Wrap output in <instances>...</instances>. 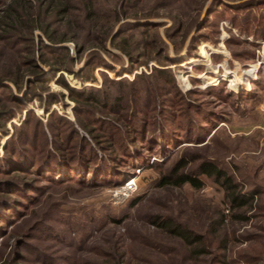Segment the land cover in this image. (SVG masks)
Listing matches in <instances>:
<instances>
[{
    "label": "trees",
    "instance_id": "obj_1",
    "mask_svg": "<svg viewBox=\"0 0 264 264\" xmlns=\"http://www.w3.org/2000/svg\"><path fill=\"white\" fill-rule=\"evenodd\" d=\"M223 1L226 0H212L208 6L204 19L189 41L188 55L193 53L201 40H206L202 30L208 17L225 5ZM139 2L0 0V52L2 54L9 51L14 56L11 66H3L0 70V135L7 133L6 126L11 120L25 112L23 122L19 126L12 125V135L4 143L0 158V264L75 262L69 256H53L31 244L32 241L50 240L65 246L58 236L46 238L48 219L42 217L31 226L23 223L27 209L32 205L30 203L37 201L36 197L46 195L50 187L63 185L86 190L121 185L124 183L123 171L133 167L134 161L144 165L158 155L166 158L169 150L173 151L184 144L205 147L224 127V115L221 111H212L210 108L200 110L195 102L189 103L179 93L169 69H153L151 77L141 74L131 82L114 81L101 73L104 78L101 87L82 85L81 88H74L68 84L63 73L72 75L75 80L84 84L96 82L93 75L96 68L115 72V68L96 52H107V45L123 56L129 71L141 64L146 65L149 61L156 62L160 67L173 63L168 57L164 42L156 34H150L152 29L160 28L161 25L145 21L164 16L170 19L173 24L166 29L168 40L180 34L183 24L178 23L175 14L160 16L152 8L137 9ZM256 6L263 7L264 0H247L228 8L238 14ZM237 14L232 17L231 23L242 35L256 37L258 33H252L248 23L240 24ZM194 23L197 24L198 20ZM138 37L141 38L140 42L136 40ZM67 43L73 45L75 58L65 46ZM229 44L239 46L242 41L232 39ZM87 51L83 67L74 71L72 67ZM173 52L178 55L180 50L174 49ZM233 56L238 61H244L243 56ZM248 57L244 59H254L253 54ZM113 61L120 66L126 65L124 61ZM194 62V59L189 60V64ZM256 70L257 67L253 66L246 73L247 77L251 79ZM46 72L49 74L48 78H39ZM230 73L232 72L226 74ZM244 76L240 78L232 73V76L225 78H228L230 87L237 88L244 81ZM53 79H56V84L65 93L46 96L38 93V85H44ZM160 81L165 84L162 92L165 89L168 91L167 87L172 88L169 90L171 98L161 100L157 114L152 116L155 113L153 106H150L152 104H145V108L139 107L141 95H154L157 101L161 93L156 91L157 88L160 89ZM138 82L147 84L149 88H139ZM216 83L211 79L204 81L205 86ZM255 84H258L257 81ZM13 92L21 95L22 99L16 98ZM195 92L204 93L218 104L230 103L234 99V95L228 94L222 87ZM65 98L73 104V121L52 111L53 106L59 104L61 108H65ZM33 101L40 102L46 116L45 122L27 109V104ZM156 101L151 99L150 102L154 104ZM172 157L163 160V163L167 164ZM192 163L198 164L192 173L187 172L185 169ZM220 167L210 158L197 153L189 154L185 150L174 161L169 174L162 173L158 183V187L165 188L168 192H171L169 189H181L186 185L199 191L202 188L199 177H205L223 189L228 214L221 210L217 212V219L207 222L203 229L209 235V241H205L204 234L199 230L177 224L171 216L155 214L146 220L157 231L183 242L189 250L187 260L191 264H228L226 252L232 244L237 243V239L233 233L228 232L229 228L225 230L224 227L227 224L233 225V222H248L246 213L253 209V202L261 194L256 185H252L250 190L242 191L241 184L234 181L233 174H228ZM151 168L161 172L164 167L153 162ZM21 176L23 179L19 178ZM25 176L33 179L29 181ZM59 176L63 180H59ZM14 194L27 201V206L19 200L12 201L10 196ZM140 201V198L134 199L130 208L137 206ZM122 222L117 218L109 219V224L115 226ZM121 245L116 240L108 250L96 252L95 257L101 262L84 259L76 264L148 263L127 254ZM253 250V254H249L248 249L243 253L239 251L237 256L244 264H264V242L260 249L250 248V251Z\"/></svg>",
    "mask_w": 264,
    "mask_h": 264
},
{
    "label": "rangeland",
    "instance_id": "obj_2",
    "mask_svg": "<svg viewBox=\"0 0 264 264\" xmlns=\"http://www.w3.org/2000/svg\"><path fill=\"white\" fill-rule=\"evenodd\" d=\"M139 1L137 9L152 8L160 16L168 13L175 14L178 18V23L183 24L180 34H177L172 40H168L166 38V29L173 24L170 19L164 16L145 21L161 25L160 28L152 29L150 34H156L157 38L164 42L168 57L173 63L168 64L167 67H160L156 62L149 61L146 65L141 64L133 71H129L127 61L123 56L107 45V52L103 50H96V52L110 66L115 68V72L96 68L93 73L96 82L84 84L75 80L72 75L63 73L68 84L74 88H81L82 85L101 87L104 80L101 73H105L114 81L126 80L131 82L135 76L141 74L151 77L153 69H169L174 86L179 93L189 103L194 104L195 102L198 108L200 107V110L202 108H210L212 111H221L224 115L222 117V121L225 122L224 127L217 132L215 137L205 147L195 144H184L173 151L169 150L166 158L158 155L146 161L144 165L134 161L133 167L123 171L124 183L121 185L86 190H78L73 187L71 189L63 185L50 187L46 195L39 198L36 197L37 201L30 203L32 205L29 206L30 209H27L26 220L23 223L26 226H31L42 217L48 219L46 238L49 237L50 239V236L53 238L58 236L57 238L64 242L65 246L50 240L32 241L31 244L37 249L48 251L53 256H69V259L75 261L73 264L84 259L89 262H101L100 259L95 257L97 255L96 252L108 250L116 240L122 244L121 246L126 250L127 254L137 257L141 261L148 262L147 264H191L187 260L189 250L183 242L169 238L146 222L150 216L155 214L162 217L171 216L177 224L199 230L201 234H204L203 238L207 242L209 241V235L203 229L206 227L207 222L217 219V212L221 210H225V214H228L225 209L224 191L211 179L199 177L202 183V188L199 191L187 185L181 189H169L171 192L166 191L165 188L158 187L162 173L168 175L174 161L187 150L189 154L197 153L204 158L216 161L221 166L220 168L224 169L228 174H233L234 181L241 184L242 191L250 190L252 185L259 187L261 194L253 202V209L246 213L249 221L245 223L233 222V225L227 224L228 226L224 227L225 230L229 228L228 232L233 233L237 239V243L232 244L226 252L228 264H244L238 258L237 253L239 251H242V253L247 252L245 250L248 249V253L253 254L254 250L252 252L250 248L254 247L256 249L257 247L260 249V245L264 242V129H262L264 128V121L262 123V114L260 109H258L264 97V65L259 64L261 61L264 63V6H256L237 14L228 7L247 0L223 1L225 5L219 7L214 14L208 17L207 24L202 30L206 40H201L193 53L188 55L187 46L189 41L198 30L204 19L205 11L212 0ZM235 14H237L240 24L248 23L251 32L258 33L257 38L254 35H242L238 31L231 23V19ZM197 20L198 23H194ZM224 24H227V27ZM36 35L39 34L36 33ZM232 39H239L242 44L239 46L229 44ZM136 40L140 42L141 38L138 37ZM221 44L223 49L220 48ZM65 46L69 49L70 55L75 58L76 54L73 45L67 43ZM174 49L180 50L178 55L174 54ZM221 49L223 54H221ZM88 52H85L81 59L72 67L74 71L83 67ZM199 54L205 55L203 57L206 58L207 63L210 65L221 64L222 68L218 71L219 75H224L227 69L228 71H235L239 77L247 76L246 73L251 71L253 66H256L255 79L249 82V87L246 81L242 82L238 88L232 89H229L226 81L219 82L213 87H206L197 78L205 71L204 66L193 67L190 71L186 69L188 68L187 63L189 64V60L199 58ZM233 54L243 56L245 59L249 58V54H253L254 59L246 61L243 58L244 61H238ZM13 59L12 53L9 51L3 52L0 55V70L3 66L10 67ZM113 60L117 62L124 61L126 65L120 66ZM228 71L227 73H229ZM180 75L189 76L186 80L189 84L187 92L179 88V84H181ZM48 77L49 74L46 72L43 77L39 78ZM57 77H59V74ZM55 80H50L44 85H38L36 87L38 93L40 92L43 96L65 93L64 89L56 84ZM256 81L257 85L255 84ZM159 84L160 89L157 88L156 91L161 93L157 101L154 95H141L139 107L145 108V104H152L150 106H153L155 110L152 116L157 114L156 112L161 106V100L165 101L171 98L169 90L171 91L172 88L169 89L167 87L168 91L165 89V92H162L165 84L163 81H160ZM138 87L143 90L145 87L149 88L147 84L145 85L141 82H138ZM221 87L228 94L234 95V99H231L230 103L218 104L215 103L216 101H212L213 99L210 97L205 96L204 93L195 92L198 90L205 92L211 88ZM0 95L2 94L0 93ZM14 95L16 98H21L19 94L14 93ZM151 99L156 102L154 104L151 103ZM63 103L65 108H61L59 104L53 106L52 111H56L59 115L73 121V104L66 98ZM27 109L31 110L35 117L45 122L46 116L43 114L39 101L28 103ZM24 117L25 112L11 120L6 126L7 133L4 136L0 135V158L3 155L4 143L12 135V125L19 126L23 122ZM170 156H173L172 159L167 164H164L163 160ZM153 162H158L159 165L164 167L161 172L151 168ZM198 163H192L185 170L192 173ZM25 177L29 181L33 179L29 176ZM19 178L23 179V176ZM57 178L63 180L62 176ZM90 180H92L91 177ZM129 181L133 182V185L123 193L128 197H124L122 201L123 197H117L116 194ZM10 198L12 201L19 200V202L27 206V201L18 194L11 195ZM137 198L141 199L140 203L130 208L131 202ZM58 204L61 206H57ZM110 218L121 219L123 222L121 225H111L109 224ZM222 232H219V234ZM81 240L86 241L81 242ZM193 264L198 263L193 262Z\"/></svg>",
    "mask_w": 264,
    "mask_h": 264
},
{
    "label": "built area",
    "instance_id": "obj_3",
    "mask_svg": "<svg viewBox=\"0 0 264 264\" xmlns=\"http://www.w3.org/2000/svg\"><path fill=\"white\" fill-rule=\"evenodd\" d=\"M224 26H226L227 27V24H224ZM223 47V45L221 44L220 45V48H222ZM223 49V48H222ZM221 49V51H222V53L221 54H223V50ZM225 51V50H224ZM225 54V53H224ZM264 54V53H263ZM203 56H205V55H201V54H199V58H193L194 60H195V62L193 63V64H188L187 63V67L188 68H186L188 71H190L193 67H197V66H204L205 67V71L203 72V74H200L199 76H197V78H198V80H200L201 81V83H202V85H204V81H205V79H211L212 81H217V83L216 84H214V85H206V87H213V86H216L219 82H224V81H226L227 82V80H228V78L226 79L225 77L226 76H230V75H232V73H235V76L237 75V73L235 72V71H231V70H227L226 69V73H227V71L228 72H232V73H230L229 75H227L226 73L224 74V75H219L218 74V71H219V69L220 68H222V66H221V64H218V65H210V64H208L207 63V61H206V58H204ZM259 64H262V65H264V63L261 61ZM185 74V73H184ZM189 76H183V75H180L179 76V79L181 80V84H179V88L180 89H182L183 91H188L189 90V84H188V82L186 81L187 80V78H188ZM241 78V77H240ZM250 80L251 79H249L247 76H244V81L243 82H245L246 81V84H247V86H248V84H249V82H250ZM242 84V83H241ZM240 84V85H241ZM230 85V83L228 82V87H229V89H232V88H234V87H230L229 86ZM240 85H238L237 86V88L240 86ZM205 86V85H204ZM133 185V182H127L126 183V185H125V187H123L122 188V190L121 191H123L122 193H121V191L118 193V194H116V196L117 197H123L122 198V201L124 200V197H128V196H126V194H123L124 192H126L127 190H128V188L130 187V186H132ZM119 199V198H118Z\"/></svg>",
    "mask_w": 264,
    "mask_h": 264
},
{
    "label": "crops",
    "instance_id": "obj_4",
    "mask_svg": "<svg viewBox=\"0 0 264 264\" xmlns=\"http://www.w3.org/2000/svg\"><path fill=\"white\" fill-rule=\"evenodd\" d=\"M254 79H255V76H254V78H252L250 80V82H252ZM248 87H249V85H248ZM258 109H260V113L262 114L261 119H262V123H263V121H264V97H263V100H262L260 107ZM262 129H264V128H262Z\"/></svg>",
    "mask_w": 264,
    "mask_h": 264
},
{
    "label": "bare ground",
    "instance_id": "obj_5",
    "mask_svg": "<svg viewBox=\"0 0 264 264\" xmlns=\"http://www.w3.org/2000/svg\"><path fill=\"white\" fill-rule=\"evenodd\" d=\"M252 78H254V76H253ZM252 78H251V79H252Z\"/></svg>",
    "mask_w": 264,
    "mask_h": 264
}]
</instances>
